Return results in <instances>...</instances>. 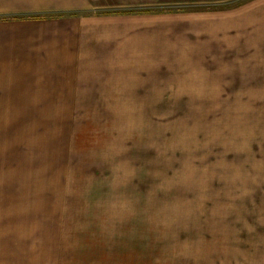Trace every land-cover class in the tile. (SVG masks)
<instances>
[{
  "label": "crops",
  "instance_id": "crops-1",
  "mask_svg": "<svg viewBox=\"0 0 264 264\" xmlns=\"http://www.w3.org/2000/svg\"><path fill=\"white\" fill-rule=\"evenodd\" d=\"M130 7L146 1L0 0V111L96 120L144 112L146 121V111L206 109L198 96L231 91L184 88L236 87L264 62V0L123 13ZM145 125L141 165L137 147L120 156L127 197L117 190L113 126L100 150L110 161L96 172L108 180L95 198L31 197L33 183L0 182V264H264V215L185 214L181 200H146Z\"/></svg>",
  "mask_w": 264,
  "mask_h": 264
},
{
  "label": "rangeland",
  "instance_id": "rangeland-1",
  "mask_svg": "<svg viewBox=\"0 0 264 264\" xmlns=\"http://www.w3.org/2000/svg\"><path fill=\"white\" fill-rule=\"evenodd\" d=\"M143 1L144 9L123 13L223 11L247 0ZM241 74L232 88H184L231 91L198 96L194 105L206 109L146 111V121L144 112L96 120V112L0 111V182L33 183L31 197L95 198L96 185L100 191L108 180L96 172L110 161L100 150L113 126L117 190L127 197L128 164L120 156L137 147L131 154L141 165L139 126L146 123V200H181L185 214L264 215V62Z\"/></svg>",
  "mask_w": 264,
  "mask_h": 264
},
{
  "label": "trees",
  "instance_id": "trees-1",
  "mask_svg": "<svg viewBox=\"0 0 264 264\" xmlns=\"http://www.w3.org/2000/svg\"><path fill=\"white\" fill-rule=\"evenodd\" d=\"M146 13H148V12H146Z\"/></svg>",
  "mask_w": 264,
  "mask_h": 264
}]
</instances>
